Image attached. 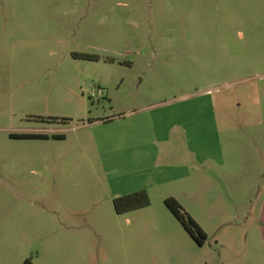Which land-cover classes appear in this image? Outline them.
I'll list each match as a JSON object with an SVG mask.
<instances>
[{"label":"rangeland","instance_id":"rangeland-1","mask_svg":"<svg viewBox=\"0 0 264 264\" xmlns=\"http://www.w3.org/2000/svg\"><path fill=\"white\" fill-rule=\"evenodd\" d=\"M246 166L264 168V0H0V264H255Z\"/></svg>","mask_w":264,"mask_h":264},{"label":"trees","instance_id":"trees-1","mask_svg":"<svg viewBox=\"0 0 264 264\" xmlns=\"http://www.w3.org/2000/svg\"><path fill=\"white\" fill-rule=\"evenodd\" d=\"M167 208L174 214L182 224L186 232L199 245L204 246L207 235L202 227L186 212L181 204L174 198L165 201ZM151 205V199L146 190L129 194L114 201V207L118 214L142 209ZM24 264H34L31 260H26Z\"/></svg>","mask_w":264,"mask_h":264},{"label":"crops","instance_id":"crops-1","mask_svg":"<svg viewBox=\"0 0 264 264\" xmlns=\"http://www.w3.org/2000/svg\"><path fill=\"white\" fill-rule=\"evenodd\" d=\"M228 168H230V167H228ZM233 168L234 169H232V170H236V172L244 171V169H240L241 168L240 166H235ZM245 168H246L245 170L252 172V179L250 180V182H251L252 188H253L254 185L257 183V182H255V180H259L260 177L264 178V168L263 167L256 168V166H253V167H247L246 166ZM250 168H252V169L250 170ZM246 182H249V180H247ZM245 189L249 191V184L245 183ZM244 213L246 214L245 217L247 220L251 219L252 217L256 220V224L254 226V229L258 233V240H257L258 244L257 245L254 244L252 247L245 246V248L254 254L253 260H255V262H254L255 264H264V199L262 200L260 207L256 208L255 212H254V210L251 209V210L245 211ZM205 233L207 235V240L205 241L204 246L206 245L207 241L209 240V235L207 234V232H205ZM204 246H202V247L199 246V247L203 248ZM238 250L239 249L235 248V244H234V245H232V247L228 251H230L231 253H234L236 256L240 257V255H239L240 251H238ZM240 261H239V263H240Z\"/></svg>","mask_w":264,"mask_h":264}]
</instances>
